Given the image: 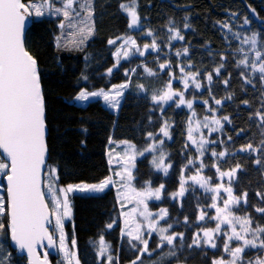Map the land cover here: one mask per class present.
I'll return each instance as SVG.
<instances>
[{
    "label": "trees",
    "instance_id": "trees-1",
    "mask_svg": "<svg viewBox=\"0 0 264 264\" xmlns=\"http://www.w3.org/2000/svg\"><path fill=\"white\" fill-rule=\"evenodd\" d=\"M121 5L134 8L137 28L130 26ZM92 10L94 31L82 54L52 56L38 68L48 128L45 174L51 168L49 174L57 186L99 182L109 174L106 151L111 140L130 141L144 148L159 136L163 124L169 122L171 139L168 137L165 144L172 153L171 174L166 177L151 168L147 161L150 152L141 156L144 158L138 160L135 170L137 182H163L169 188L181 160L195 156L192 150L184 153L185 156L180 152L184 145L190 144L189 139L183 138L182 130L190 126V114L201 118L215 116L221 119L223 127L213 134L204 151L202 163L206 173L215 178L217 172H234L227 182L236 200L234 212L245 216L254 230L264 228V213L259 211L264 209V121L261 120L264 80L258 71H252L251 64L245 67L239 63L245 59L239 49L247 50L249 60L256 59L251 44L241 42L245 38L256 35V50L264 52V0H93ZM245 17L250 18L247 25L243 23ZM177 31L183 40L171 39ZM129 36L144 55L132 53L116 65L115 51L121 40ZM109 40L114 43L109 44ZM153 42L156 50L152 49ZM262 62L258 61L256 67ZM246 78L252 83H245ZM117 83H125L127 87L116 113L99 100L86 105L73 101L83 88H108ZM195 83L201 87L197 89ZM169 85L193 102L192 110L153 101V95L160 96ZM216 100L222 103L216 105ZM224 117L229 120L225 121ZM248 145L252 146L251 151ZM221 152L225 153L223 157L219 155ZM212 197L207 190L191 187L179 201L164 198L166 224H172L184 234L185 245L177 240L180 243L176 248L165 245L157 250L152 244L149 246L152 253L138 259L135 249L120 234L113 186L99 194L75 193L69 197L67 242L76 240L73 249L79 264L103 262L96 251V241L100 238L109 243L115 264H133L136 258V264H174L188 260L211 264L221 255L220 249H206L200 254L201 250L191 243L199 228L200 208L207 214L212 212ZM7 223V217L0 215V224ZM0 248L8 264H26L25 258L10 246L6 229H0ZM49 257L54 262L57 256L49 254Z\"/></svg>",
    "mask_w": 264,
    "mask_h": 264
},
{
    "label": "rangeland",
    "instance_id": "rangeland-1",
    "mask_svg": "<svg viewBox=\"0 0 264 264\" xmlns=\"http://www.w3.org/2000/svg\"><path fill=\"white\" fill-rule=\"evenodd\" d=\"M66 0H55L52 3L48 4L46 1H36V4L42 6L43 14L40 17L35 16V9L32 11L33 15V23L28 29L25 36V48L29 51L30 54L38 61L39 65L44 64L48 61V59L52 56L59 57H68V56H78L82 54L84 47L88 41V39L92 36L94 31L93 26V10H92V2L93 0H73V8L79 12V16L76 15L75 12L70 11V15L68 18H65L62 14L63 5ZM60 7L62 9L61 13H56L55 8ZM127 12V10H126ZM91 13V15H90ZM128 15V12H127ZM129 21L131 24V17L128 15ZM64 26L61 27L60 25ZM138 20L135 25H132V28L138 27ZM89 29L91 31L89 32ZM133 38L132 36L125 37L121 40V43L117 50L115 51L114 59L116 65L124 59H127L132 53H137L140 55V49L136 46V44H132ZM127 53V55H125ZM119 85H125V83H117L109 86L108 88H96V89H81V91H85L88 93L97 92L103 90L104 92L109 93V95H115V87ZM169 88L164 91H168ZM173 93L172 101H159L163 105L167 103H174L175 107L177 105L184 106L187 108V100L185 99V95L183 92L174 90L170 88ZM121 95L117 96L116 99L119 101L118 104L110 105L107 103L103 96L92 97L85 101H77L74 98V102L79 105H86L88 102L93 100H99L102 104L108 108L111 112H117L121 102L123 100L125 88L121 89ZM163 91V92H164ZM177 93H183L185 104L180 105V97L176 95ZM163 94V93H162ZM161 94V95H162ZM188 109V108H187ZM192 110V109H188ZM191 124L187 129L183 127L184 131L183 138L189 139L191 135V139H189L190 144L184 145L180 152L183 156L184 153L188 154L191 150L194 151L195 156L189 155L187 160L182 159L180 163V168L178 172L175 174V180L168 188L166 184L158 183L154 184L153 182H145L140 181L137 182L135 178V170L137 167V162L139 159H142L144 153L150 152L148 155L147 161L150 163V166L153 170L160 172V174L165 175L166 177L171 174L172 171V162L170 161V157L172 153L167 148L166 149V139L171 136L170 127L171 124L169 122H165L160 130V134L157 137H154L144 148H139L135 146L134 143L130 141L124 140H111L108 144V149L106 151V157L109 164V174L107 177L102 179L99 182H79L73 183L72 185H80L83 187L84 185H95L99 184L102 181H108L105 185V188L102 191H79L75 190L71 193L69 192H61L60 189H67L69 184L65 185H55L54 177L49 174V171L45 174L44 180V195L49 204V207L52 209L53 198L60 200L61 205L65 196H67L68 203L69 197L75 193H85V194H99L107 190L109 187L113 186L116 201H117V210L119 213V223L118 226L120 228V234L122 238H125L131 248L135 249L136 257H141L143 254L149 255L152 251L149 250L150 245H155L156 249H161L163 246L167 245V247H173L180 243L182 246L185 241L182 238L184 234L178 229L174 228L172 224H166L167 219V207L163 205L164 198H169L168 201H179L185 193L191 187H199L204 190L209 191L212 196H215L216 199L213 200L210 205V209L207 214L206 212L201 211L200 208V218L198 220V229L194 233L195 241L191 243L199 248L203 253L206 249L214 250L219 248L221 255H218L211 264H214V261L223 260L224 264H229V261L232 260L231 252L235 247H245L243 244V239L235 240L232 239L229 241V237L233 235V232L239 233L243 238H252L251 233L255 232V230L251 227L250 222L245 225L249 229V232H245L241 224L244 219H247L245 216L238 215L234 212L235 202L232 201V197H234L233 193H231V197L225 191L226 188H230L227 182L234 177V172H227L221 176V173L217 172L215 174V178L206 173L205 166L202 163V157L206 147L212 142L213 134L216 131H211L210 128L216 127L215 125H210V127H204L205 122H210L213 119H221L219 117H197L195 114H190ZM164 129L167 132V135L162 131ZM191 129V132L189 131ZM181 130V133H183ZM171 137L169 138V140ZM203 143V148L199 146ZM145 150V151H144ZM161 154H163L165 166L169 168L167 174H165L162 170L157 169L153 163L155 160L159 162ZM0 162L7 163L0 156ZM5 173H0V177L4 176ZM201 177L204 178V186H202ZM109 178H111L109 180ZM163 184L164 188L161 190V199L157 200L154 196L145 197V202L147 203V213L148 218L146 219L140 213L143 211V206L139 205L136 202V199H127L126 194H130L132 189L136 191H144L146 189H151L153 192L156 188H159L160 185ZM51 185V187H49ZM219 185V188L217 187ZM181 191L183 194H181ZM0 196L5 197V189L2 183V179H0ZM6 198V197H5ZM225 201L229 203L227 206L225 205ZM216 205L213 207L212 205ZM70 208V204H69ZM136 208L137 211L133 212L132 209ZM217 208L221 209V212H217ZM227 208V211H225ZM61 214L63 213V208L60 210ZM217 216L223 218L224 216H228L227 222H222L221 220L216 219ZM71 217V209L70 214L67 217H64V235H65V249L68 252L74 253L71 242H67L68 235L67 230L65 228V223ZM238 218V219H234ZM55 215H52V232L56 234V250L57 257L54 259L52 264H67V261L64 259V252L60 251L59 244V232L55 226ZM187 219L184 217L183 222H186ZM151 223V226H150ZM220 224V229H216V225ZM163 229H167V231H162ZM208 231L211 233V239L204 235V233ZM140 235L141 239L137 240L134 237ZM165 235H171L174 237L173 244L168 245L166 240H162V237ZM185 237V236H184ZM147 241V252L144 251V243L143 241ZM177 240H180L177 242ZM228 243V250L225 249V243ZM259 244L258 240L256 241ZM97 244V257L98 259L103 261V264H115L112 260V255L110 254V245L103 238H100L96 241ZM175 244V245H174ZM215 244L216 247L212 245ZM190 246V245H189ZM251 246L245 247V251L242 253L243 264H247L248 260H256L258 257H264V250L262 249H253ZM248 251V252H247ZM246 252L248 253L246 256ZM102 253V254H101ZM165 255V254H164ZM164 255H161L162 258ZM76 254L73 258V264H76ZM108 257H111V261H109ZM51 259V258H50ZM137 259V258H136ZM133 260L134 261H136ZM26 260V259H25ZM198 262L193 261H183L177 262L174 264H197ZM124 264V263H123ZM131 264V262L127 263ZM237 264H240L238 261Z\"/></svg>",
    "mask_w": 264,
    "mask_h": 264
},
{
    "label": "snow or ice",
    "instance_id": "snow-or-ice-1",
    "mask_svg": "<svg viewBox=\"0 0 264 264\" xmlns=\"http://www.w3.org/2000/svg\"><path fill=\"white\" fill-rule=\"evenodd\" d=\"M48 4L51 0H46ZM122 8L127 10L128 15L131 17V24L137 23V13L134 8L130 5H121ZM33 9H35V16L40 17L43 14L42 6L36 4V0H29L25 3V0H0V150L10 160L8 163L0 162V173H5L0 179H6L7 181V197L0 196V215L8 218V223L0 224V229H6L10 232L11 240L19 249H26L29 256V264H39L38 258L34 257V248L38 243L47 239L50 247H54L56 243V234L49 231L46 226L50 223V215H55V226L59 232V244L60 251L64 252V259L67 264H73V258L75 253L66 251L65 249V235H64V217L69 216L70 208L67 196H65L61 205L60 200L53 198V209L49 212L48 204L45 203L44 194L41 191V166L45 164V106L42 96L41 83L38 75L37 60L29 54L25 49L23 42V31L25 26L26 15H31ZM75 12L79 16V12L73 8V0H66L63 5V11L60 7L55 8L56 13H61L65 18H68L70 11ZM91 15V13H90ZM187 19V18H185ZM250 18L245 17L244 25L249 24ZM61 27L64 25L61 24ZM187 24L185 27L187 28ZM91 29H89V32ZM151 35V33H149ZM238 37V34H234ZM171 39L183 40V36L180 35L179 31L175 32ZM242 43H250L251 50H255L256 59L249 60L247 58V50L239 49V51L245 54V59L239 63H243L245 67L249 64L252 66L253 72H259L261 79L264 80V62L260 63L257 68L258 61H264V52L256 50L257 37L253 35L250 38H245L241 41ZM114 41L109 40V44H113ZM135 44V41H132ZM147 48V45L145 46ZM152 49L156 50L157 45L155 42L152 44ZM187 53V49L184 50ZM127 55V53L125 54ZM143 56L144 52H140ZM239 66V64H238ZM161 68H165V65H161ZM148 71V69H145ZM112 69H109L111 73ZM217 75L220 74V68L216 69ZM152 74V73H150ZM209 81L212 77L209 75ZM227 84L228 81H225ZM245 83H252V80L245 79ZM115 87V95H109V93L103 90L88 93L81 91L77 96V101H85L92 97L103 96V99L110 105L118 104L119 101L116 99L117 96L121 95V89L127 87V85H119ZM195 87L199 89L201 85L195 83ZM184 89H188V83L185 80ZM180 97L179 104L184 105L185 100L183 93H177ZM153 101H172L173 93L170 90L164 91L162 95H153ZM203 103L208 104V101ZM216 105H220L221 100L215 101ZM179 106V105H178ZM187 108H193V102L187 101ZM211 111V109H209ZM264 111V109H262ZM228 121V117L223 118ZM261 120L264 121V115L261 116ZM215 125L216 127L210 128L211 131H217L222 129L223 125L219 119H213L210 122H205L204 127H210ZM165 135L167 132L162 129ZM191 132V129L189 130ZM191 139V135L189 136ZM203 148V143L199 146ZM248 150H252V146L248 145ZM216 153H213L215 156ZM221 157L225 153L219 154ZM157 169L162 170L165 174L169 171V168L165 166L163 154H161L159 162L153 161ZM224 173H221L223 176ZM111 178H109L110 180ZM202 186H204V178L201 177ZM108 181H102L95 185H72L69 184L67 189H60L63 192L79 191H102ZM51 187V185H49ZM219 188V185L217 186ZM164 185L161 184L159 188H156L153 192L150 188L144 191L131 190L130 194H126L127 199H136L139 205L143 206V211L140 213L146 219L148 218L147 203L145 197L154 196L155 199H161V190ZM225 191L231 197L232 189L226 188ZM181 194L183 192L181 191ZM216 199L215 196L212 197ZM232 201L235 202V197H232ZM229 202L225 201L227 206ZM216 207V205H212ZM63 208V213L59 211ZM217 212H221V209L217 208ZM133 212L137 209L133 208ZM227 211V208H225ZM264 213V209H260ZM203 218V216L201 217ZM216 219L222 222L228 221V216L221 218L217 216ZM238 219V218H234ZM249 223L248 219H244L241 224L242 229L247 233L249 229L245 227ZM151 226V223H150ZM111 227V225H108ZM216 229H220V224L216 225ZM162 231H167L163 229ZM264 228L257 227L255 232H252V238H243L239 233L233 232V235L229 237V241L232 239L241 240L245 247L251 246L253 249L264 250ZM206 237L211 239V233L206 231L204 233ZM137 240L141 239L140 235L134 237ZM162 240H166L168 245L173 244L174 237L171 235H165ZM259 240V244L256 241ZM144 251L147 252L148 242L145 240ZM72 247H76V240L73 239L71 242ZM216 247L215 244L212 245ZM228 243H225V249L228 250ZM245 247H235L232 250V260L229 264H243L242 253L245 251ZM102 254V253H101ZM111 261V257H108ZM139 259V258H138ZM0 264H8V258L3 254L2 248H0ZM44 264H47V255L44 258ZM76 264H79V260H76ZM103 264V262H101ZM136 264V261L133 262ZM214 264H224L223 260L214 261ZM247 264H264V257H258L256 260H248Z\"/></svg>",
    "mask_w": 264,
    "mask_h": 264
},
{
    "label": "water",
    "instance_id": "water-1",
    "mask_svg": "<svg viewBox=\"0 0 264 264\" xmlns=\"http://www.w3.org/2000/svg\"><path fill=\"white\" fill-rule=\"evenodd\" d=\"M32 23H33V15L31 13V15H26L25 26H24V31H23V42L25 40L26 33H27L28 29L30 28V26L32 25ZM24 45H25V43H24ZM26 51H28V50L26 49ZM30 55H32V54H30ZM39 66L40 65H39V63L37 61V69L39 68ZM38 75H39V73H38ZM41 90H42V85H41ZM42 96H43V94H42ZM43 100H44V98H43ZM47 134H48V128H47V125H46V122H45L46 153H45V164L41 166V191H42L43 194H44V175H45V169H46L47 162H48V147H47V140H46ZM0 156L2 157V159H4L10 165V160H8V158L2 153V150H0ZM2 183H3L4 189H5V197H7V191H6L7 181H6V179H2ZM44 198H45V195H44ZM45 203L48 204L46 198H45ZM48 208H49V212L51 213V209L49 207V204H48ZM46 226L49 228V231L51 232L52 215H50V223L47 224ZM8 239H9L10 246L13 247L16 250V254L18 256H23L26 259V264H29V259L30 258L28 256L27 250L26 249H19L15 245V243L11 240L9 231H8ZM49 254H51L53 256L54 255L57 256V250H56V243H55L54 247H50L49 244H48L47 239H45L42 242L38 243V245L34 248V257L38 258L39 264H44V258H45L46 255H47V264H52V261H51V259L49 257Z\"/></svg>",
    "mask_w": 264,
    "mask_h": 264
}]
</instances>
